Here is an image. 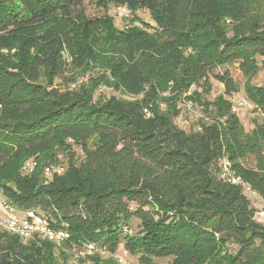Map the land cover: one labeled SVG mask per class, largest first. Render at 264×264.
Here are the masks:
<instances>
[{
  "label": "trees",
  "instance_id": "1",
  "mask_svg": "<svg viewBox=\"0 0 264 264\" xmlns=\"http://www.w3.org/2000/svg\"><path fill=\"white\" fill-rule=\"evenodd\" d=\"M84 1L0 0L2 198L66 232L68 250L96 243L113 254L122 245L136 264H264V224L243 189L220 177L225 159L264 199V85L252 82L264 67V0H109L146 10L155 36L88 19ZM95 61L105 70L95 86L106 80L131 101L67 88L69 73ZM230 64L262 118L249 131L229 101L240 88L216 72ZM212 81L223 92L210 99ZM186 102L203 115L188 130L176 123ZM56 146L61 174L44 183L54 157L40 178L38 163L23 170ZM132 219L136 230L124 235ZM60 255L47 240L0 231V264H60Z\"/></svg>",
  "mask_w": 264,
  "mask_h": 264
},
{
  "label": "rangeland",
  "instance_id": "2",
  "mask_svg": "<svg viewBox=\"0 0 264 264\" xmlns=\"http://www.w3.org/2000/svg\"><path fill=\"white\" fill-rule=\"evenodd\" d=\"M83 10H84L85 16L88 19L113 20L114 26L118 30H124L126 28L136 29V30H140L145 33H148L150 36L152 35L155 36V33L158 32V30L154 26V22L152 21L150 14L144 9L136 11L135 14H131L129 13L127 9L124 10V8L117 6L116 4H114L113 2L109 0H85L83 3ZM103 24L104 22L98 23V27H99L98 29L101 30L102 33H103V28H104ZM189 52H190L189 49H185L184 54H187ZM101 54L104 55V53H101ZM103 66H104V63H99L98 61H95L91 63L89 67V71L87 73L73 70L72 73L68 74V76L71 75V77L73 78V82L70 83L67 86V88H70L71 90H74V91H79L82 89L84 91L86 90V92L88 93H91L93 91L92 89H96L95 99H97L98 97L104 98V97L115 96L117 98L131 101L132 100L131 97H126L122 93L114 92L112 89L108 87L107 84H106L107 86H104V81L106 80H104L102 84H97V86H95L94 78L97 77L99 79L102 74H105V70ZM224 70L229 71L233 80L236 82V84L241 90L234 97L236 102L241 103L245 101V97L242 92V86L245 81V78L243 77L242 73L239 71L237 65L230 64L224 68L218 69L216 72H223ZM91 77H93L92 81H90ZM252 82L256 85H260V86L264 85V67L262 65L259 69L258 74L256 75V77L253 79ZM60 86L61 88L64 87L62 85ZM212 86H213V89L211 92L210 99H213L214 97L222 94L223 92V86L221 84L215 81H212ZM163 95L166 96L168 94L164 93ZM186 107L187 108L181 113L180 115L181 117L177 119V125L181 127L182 129L188 130L193 124L197 122L199 118H202L203 115L198 109V107L196 106H186ZM238 117L246 131H249L252 129L253 119H258L259 121H261L262 119L260 115H258V113L254 112L253 107L252 108L251 107L242 108L238 112ZM74 150L79 152V150L76 147H74ZM39 157L40 159H36L33 157L26 158L24 162L25 165L27 163L30 165L33 164L32 169L30 170L26 169L25 171L26 173L31 174V172L36 166V163H38V170L35 171L34 174L40 178L41 177L40 173H41L42 168L44 167V165H48L49 163H52L50 160L53 157L55 159H58V161L60 162V164H55L56 166H59V167L65 166V155L63 153L61 146L54 147L49 153V155H45V156L39 155ZM246 165L247 167L252 169L254 167L253 160L248 159L246 161ZM44 169L42 171L43 180H44V176H43ZM248 199L250 200L251 206L254 209V213L256 214V218L254 219L258 223L264 224V199H261L259 197H256V198L248 197ZM18 214L20 215L21 213L19 212ZM136 226H137L136 220L132 219L131 222L129 223V227L132 229V231H135ZM1 230H4V228L0 220V231ZM234 248H235L234 246L232 247L230 246V249L234 250ZM59 254H61L58 257V261L60 262V264H92L91 261H89L87 258L86 259L85 258L76 259L74 256L75 250L73 251L72 249L71 250L66 249L65 242L59 245ZM90 256H96L104 263L105 262L112 263V261L113 263H115L113 255L110 254L106 249L102 247L98 248L97 251H95ZM128 263L136 264L135 258L128 256ZM167 263H168V259L156 261V264H167Z\"/></svg>",
  "mask_w": 264,
  "mask_h": 264
},
{
  "label": "built area",
  "instance_id": "3",
  "mask_svg": "<svg viewBox=\"0 0 264 264\" xmlns=\"http://www.w3.org/2000/svg\"><path fill=\"white\" fill-rule=\"evenodd\" d=\"M124 10H126V8H124ZM235 96H232L229 99V101L232 104V111L234 113L238 114V112L244 107H249V108L253 107V105L246 99L241 103L236 102V100L234 99ZM186 106H196V105L192 104L191 102H186L183 105L184 110L187 108ZM146 115H149L148 112H146ZM32 167L33 164L30 165L27 163L23 167V170L24 171H26V169L30 170L32 169ZM62 171L63 168L56 165H51L46 167L43 173L44 183H47V181L53 174H61ZM220 177L224 181L231 183L234 186H240L243 189L244 193L249 198L259 197L246 183H244V181L239 176H236L234 174V172L231 170L230 164L225 159L221 161ZM254 218H256V214H254ZM0 220L5 231L20 237L22 240H27L28 238L35 236L37 238L47 240L59 248V245L62 244L63 242H66V240L69 238L66 232L57 231L50 228L48 223L42 217L35 214L34 212H27L25 215H19L16 209L2 198L1 192H0ZM121 231L124 235H131L133 233L132 230L127 226H122ZM98 248L101 247L96 243H86L77 246L72 250L73 251L75 250V254H74L75 258L80 259L92 255L95 251H97ZM112 255L116 264H129L128 263L129 255L122 245H120Z\"/></svg>",
  "mask_w": 264,
  "mask_h": 264
}]
</instances>
